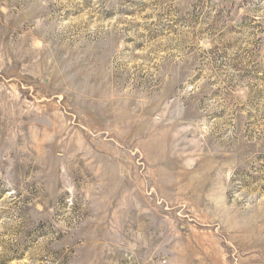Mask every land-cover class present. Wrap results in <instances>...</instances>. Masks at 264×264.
Returning a JSON list of instances; mask_svg holds the SVG:
<instances>
[{"label":"rangeland","instance_id":"obj_1","mask_svg":"<svg viewBox=\"0 0 264 264\" xmlns=\"http://www.w3.org/2000/svg\"><path fill=\"white\" fill-rule=\"evenodd\" d=\"M0 264H264V0H0Z\"/></svg>","mask_w":264,"mask_h":264}]
</instances>
